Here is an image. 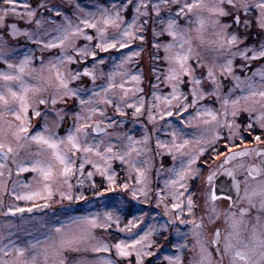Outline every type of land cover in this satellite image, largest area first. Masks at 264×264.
Returning a JSON list of instances; mask_svg holds the SVG:
<instances>
[{
    "label": "snow or ice",
    "instance_id": "6c2138e0",
    "mask_svg": "<svg viewBox=\"0 0 264 264\" xmlns=\"http://www.w3.org/2000/svg\"><path fill=\"white\" fill-rule=\"evenodd\" d=\"M48 5L49 0H35V6L31 0H0V59L12 70L0 72V193L6 192L17 201H47L53 198L55 188L61 200L87 202L83 192L74 193L71 181L75 178L83 188L85 165L90 164L102 177L97 185L95 173H87L95 196L102 194L95 191L97 187L106 192L118 188L129 199L121 196L103 211L69 217L66 223L58 220L42 239L33 238L25 244L12 239L4 243L5 237L0 236V264H119V260L104 256L91 261L69 257V253H110L112 249L118 258L135 255V264H144L143 257L156 255L151 251L157 244L154 235L171 242L169 229L177 240L171 242L175 253L163 257L168 264H183V252L187 249L193 253L189 264H264V148L248 147L245 137L247 133L257 144H264V136L254 134L257 127L264 130V71L257 69L243 80L234 71L237 57L249 63L264 59V40L258 47L245 46L249 36L253 39L264 36V0H114L110 8L97 5L95 12L84 15L78 14L84 9L77 0L73 14L78 22L58 5ZM129 9L130 19L125 15ZM53 12L54 17L45 14ZM61 18L62 22L57 23ZM18 20L24 21L23 30L18 27ZM33 24L35 30H31ZM253 28L257 30L254 35ZM84 29H94L96 36L88 35ZM109 29L113 31L109 33ZM52 32L55 35L50 39L42 38ZM145 33H150L151 48L155 49L150 51L149 58L167 65L162 82L170 87L167 94L161 95L156 91L159 84H152L155 103L150 100L147 104V120L154 124L159 118L165 129H171V140L157 138L155 150L150 147L146 129L143 137L136 139L117 130L124 126L123 119L106 114V108L113 105L119 117L127 115L121 105L134 109L133 118L142 114L145 98L140 96L128 103L129 89L124 83L115 82L117 74L123 81L128 73L110 71L104 84L96 83L97 65L105 64V58L97 50L107 53L110 49H129L136 40L147 43ZM19 35L43 49H59V53L48 59L26 53L18 64L10 63L7 57L14 50L5 46L7 37ZM79 37L89 44L78 45ZM165 37L170 39H162ZM142 51L137 48L120 54L118 63L113 57L114 67L122 70ZM205 52L212 54L210 60L205 59ZM258 73L260 82L254 79ZM152 74L161 81V73L155 66ZM229 76L234 85L222 93V80ZM83 77L90 78L91 87L81 84ZM130 78L141 80L140 75ZM49 89L50 95H43ZM236 89H240L239 93H235ZM132 91L143 89L136 87ZM213 97L220 104L219 109L200 103ZM76 107L79 111H74ZM50 112L54 113L51 119ZM69 112L73 113L71 124H67ZM6 116H12L16 123L5 120ZM37 117H43L42 125L33 122ZM165 117L176 119L174 122ZM65 124L67 130L61 135L58 130ZM33 144L37 146L35 152L30 150ZM240 144L246 146L240 148ZM165 153L173 161L165 169L169 177L164 180L163 189L153 190L152 162L155 157L161 158L156 169L159 177ZM253 156L258 162L246 164L245 159ZM9 161L17 177L27 171L37 175L30 183L13 180L9 189L5 179L6 171L8 178L12 176ZM114 161L126 166L120 177L112 167ZM19 187L28 190L17 191ZM153 198L157 207L163 204V215L170 217L159 227L148 224L142 234H132L114 244L96 235V229L107 231L113 224L118 231L131 233L149 214L135 208L133 202L150 203ZM222 201L227 202L223 208L218 203ZM32 207L40 205L33 203ZM43 207L49 205L45 203ZM197 209L202 212L199 220L183 218L194 216ZM129 210L142 214L132 215L121 228V218ZM7 211L16 213L25 209L9 206ZM205 217L211 225L222 218L223 231L214 227L209 238L202 231ZM179 225L188 227V232H181ZM189 235L191 245L187 242Z\"/></svg>",
    "mask_w": 264,
    "mask_h": 264
},
{
    "label": "rangeland",
    "instance_id": "374dc122",
    "mask_svg": "<svg viewBox=\"0 0 264 264\" xmlns=\"http://www.w3.org/2000/svg\"><path fill=\"white\" fill-rule=\"evenodd\" d=\"M33 3V6H35V0H31ZM77 0H49V5L56 4L62 9L66 11V13L72 18L74 22H78L76 20V15L73 14L75 9V4ZM81 7L84 9V12H79V15H84L86 12H95L97 5L103 6V7H111L114 0H78ZM191 2V0H189ZM47 15L55 16V13H45ZM99 13H97L98 15ZM126 18H131V10L129 9L126 12ZM61 19H57V23H61ZM18 27H20L22 30L26 27L24 24V21L18 20L16 21ZM54 27V26H53ZM83 27V25H81ZM31 30H35V25L33 24L31 26ZM44 31V30H42ZM84 31L88 35H92L93 37L96 36V32L94 29H84ZM113 30L109 29V33H111ZM256 29L253 28L252 32L253 35L256 33ZM244 30L241 29V33H243ZM55 33L52 32L49 36L42 37L43 39L47 40L50 39L51 36H54ZM147 37V43L142 44L139 40H136L133 42L132 45H130L129 49H119L113 50L110 49L107 53H101L99 50H97L98 55L102 58H105V64L104 65H97V84H104L107 79V74L110 71H114L117 73H120L121 71L128 73L123 79L121 80V76L119 74L115 77V82L117 84L124 83V87L129 89L128 94V103H133L134 101L138 100L140 96H143L145 98V108L142 110V114L136 118L132 117V112L134 109H129L124 107V111L127 113L126 117H119L118 113L116 112L115 105L111 107L106 108V114L113 118H119L123 119L125 121V124L122 128L117 129L118 131H126L130 135H132L136 139H141L143 135L145 134V129L147 130V134L150 137V147L155 150L156 147V139L159 138L160 140H171V129H165L163 127L164 121L159 120L157 118V121L153 124L150 123L147 120V104L151 100L153 103H155L154 98L152 97V84H159V87L156 89L158 94L165 95L167 92L170 91V87L163 83V71L167 67L166 64L162 63V61H154L150 60L149 54L150 51L155 52V49L151 48V36L150 33H145ZM162 39H170V38H162ZM261 40H264V36L253 39L252 36H249L247 41L245 42V46H259ZM76 43L80 46H84L89 44L87 40H85L83 37H79L76 40ZM8 49L14 50L13 52H10L9 56L7 57L8 62L13 64H18L20 59L23 58V56L27 53L30 55H34L37 58L43 56L45 59L51 58L52 56H55L59 53V49H43L42 45H37L34 43H31L28 41V39L23 36L19 35L15 38L7 37V43L5 45ZM92 47H94V41L91 44ZM137 48H142L143 51L140 53L139 57H133L131 62L124 65L123 69H117L114 67V63L112 58H116V62H119V56L120 54H126L130 50H136ZM211 53L205 52L204 56L206 60L211 59ZM251 55V53H249ZM160 56L163 57V51L161 50ZM89 60H91V57H89ZM242 64H249L247 68H241L240 66ZM34 66H38V62H34ZM155 66L159 73H161V81L158 82L155 79V76L152 74V68ZM72 67H75L73 65ZM88 67H91V63L88 64ZM257 69L264 71V59L259 60H252L250 63L247 61L241 60L239 57H237L234 60V71L237 75L240 76V78L243 80L244 77L252 76V73L256 71ZM4 71H12L8 69L7 64L4 62V60L0 59V72ZM103 72V76L100 75V73ZM133 75H140L141 80L134 81L130 77ZM254 79L257 82L261 81V75L258 73ZM26 80L30 81V78L26 77ZM81 84H86L88 87H91V80L90 78L83 77L81 80ZM223 87L221 89L222 93H226L229 88H232L234 85V81L232 80V77L229 76L226 80H222ZM73 86H76L75 84ZM136 87H139L143 89L141 92H133L132 90ZM240 89H236L235 93H239ZM117 92H119V89H117ZM51 90L49 89L48 92L43 93V95H50ZM111 95V93H109ZM29 96H32V93H29ZM201 104H210L211 107L219 109L220 104L218 102H215V97L211 99V101L208 100V98H205V100L200 101ZM71 106V102H70ZM41 109L44 106H39ZM49 110L52 109V105H48ZM74 111H79V108L76 107ZM54 116V113L50 112L49 119H51ZM99 118V117H97ZM173 120L175 122V117H165V120ZM5 120L12 122L13 124L16 123L14 118L12 116H6ZM73 120V113H68V120L67 124H71ZM39 122L41 125L44 122L43 117H37L34 119V123ZM238 122H240L238 120ZM243 122H247V114H244L243 116ZM67 124H65L61 129L58 131L61 135L64 134V132L67 130ZM6 126V125H5ZM154 128L156 131H154ZM259 128V127H257ZM260 129V128H259ZM189 131H192V129H189ZM247 133H245L246 135ZM254 134H260V133H254ZM239 142V141H237ZM223 144V140L220 141V145ZM30 150L32 152H35L37 150V146L35 144L31 145ZM25 153L22 151L21 156H23ZM168 157V158H167ZM92 159H96V157H92ZM161 164V158L155 157L154 161L152 162V166L150 169V178L152 181V188L155 190L156 187H159L163 189L164 187V180L168 179L169 173L165 171V169L172 166L173 161L171 155H168L167 153L163 156V169H161V175L159 177L156 176V169L160 167ZM9 167H12V176L11 178H8L7 171L5 172V179H8V188H12V181L19 179L20 181L24 183H30L33 181V177L36 176V173H33L31 171L23 172L19 174V177H17V173L15 170V167L12 166L11 161L8 162ZM77 163V168H78ZM113 169L116 171L118 177H120L123 172L122 170L126 168L125 165H122L119 161H114L112 163ZM88 171H93L95 173V169L92 168L90 164L85 165V170L82 179L84 180L83 188H81L78 184L75 178L72 179L71 183L74 186V193H80L83 192V194L87 197V202L84 200L81 201H67V200H61L60 196L58 194H55V188L54 196L53 198L45 201V200H36L34 202L31 201H17L14 196L9 195L8 193H0V200H2V204H0V236L5 237L4 243L7 242V239H12L14 241H18L21 244H25L27 241L33 239V238H43V234L46 233L50 226L56 223V221H63L67 222L69 217L84 215L89 212H96V211H103L105 206L111 207V205L119 199L121 196H123L125 199H129L126 193H122L118 188L113 192H106L103 191L102 188L97 187L95 189L96 192H101L102 194L100 196H95L94 191L91 188L92 181L87 178ZM77 175L79 173L77 172ZM93 179L97 183V185L101 184L102 177L99 175V173H95ZM135 180V175L133 174V181ZM123 182V180H121ZM198 183V182H197ZM104 187H107V182H104ZM28 189L19 187L17 188V191L23 192L27 191ZM35 203L37 205H40V207H32V204ZM47 203L49 207L45 208L43 205ZM135 205V208L142 209L144 213H149L145 220L141 221L140 224L136 225V227L132 228V232H120L117 230L116 225L113 224L111 229L104 230V229H96V235L100 236L101 238H106L107 242L109 244H114L119 239H127L132 234H142V231L144 228H147L148 224H154L157 227H159V224L164 222L162 212H164V206L161 204L159 207L156 206L155 198L151 200L150 203H144L139 204L136 202H133ZM9 206L13 207H21L24 208V212H16L12 216H7L5 213H7V209ZM28 208H32V210H38L39 212L30 213L27 211ZM198 210V209H197ZM196 210V211H197ZM185 211H187L185 209ZM195 211V213H196ZM194 213V214H195ZM142 213L135 212L132 210H129L126 214H124L121 218L120 227L124 228L125 225H127L128 220L132 218V215H140ZM180 227V226H179ZM181 232H188L185 228L180 227ZM11 234V235H9ZM175 242L177 240L176 235L174 234ZM189 241V240H188ZM187 241V242H188ZM180 243H184L183 240L179 241ZM175 251L170 252L171 254H174ZM185 251L183 252L184 257ZM109 257L113 260H119V264H129V261L131 264H135V255H133L130 258H118L115 254V249H112L110 253H92L90 251L88 252H82L79 254L75 253H69V257L76 258V259H86V260H94L97 257ZM182 257V258H183ZM168 264V263H167Z\"/></svg>",
    "mask_w": 264,
    "mask_h": 264
},
{
    "label": "flooded vegetation",
    "instance_id": "af4514ba",
    "mask_svg": "<svg viewBox=\"0 0 264 264\" xmlns=\"http://www.w3.org/2000/svg\"><path fill=\"white\" fill-rule=\"evenodd\" d=\"M262 136H264V135H262ZM245 137H246V143H247L248 147L264 148V144H257L253 140L252 136L246 134ZM237 143H239V142H237ZM220 146L222 147L223 144H221ZM245 146H246L245 144H240V148H243ZM234 150H239V149H234ZM257 162H258V158L255 157V156L245 159V163L246 164L257 163ZM238 179L242 180L243 176H238ZM242 193H243V185H241V194ZM233 196H235V194ZM218 203H220L221 208L225 207L226 204H227L226 201H222V202H218ZM34 212H39V211L33 209L30 213H34ZM13 214H15V213H8V212L5 213V215H7V216H12ZM201 215H202V212H201L200 209H198L196 211V213L194 214V216L185 215L183 218L185 220H192V219L199 220ZM162 216H163L164 221L170 219V217L164 216L163 212H162ZM176 223L179 224L178 221ZM204 223H205V228L202 231L208 233L209 238L211 236V231L214 230V227H220L222 231H223V229L225 227L222 218L219 221H216L215 225H211V224L208 223V220L205 217ZM179 226L182 227V228H185L188 231V227H185L184 225H179ZM168 232H172V236L170 237V240H171V242H175V238H174V234L175 233H174V231L172 229H169ZM168 232H165L166 236L168 235ZM153 239L157 242V244H159V247H157V244L153 245V247L151 248V251L153 253H155L156 255L143 257L144 264H167L168 262L166 260H164L163 257L165 255H170V252L175 251V249L172 248V243L168 242V241H165L164 237L157 236V235H154ZM188 240H189L188 241L189 245H191L192 244L191 235L188 236ZM192 255H193V253H192V251L190 249L185 250V254H184V257H183V264H189V260L192 257Z\"/></svg>",
    "mask_w": 264,
    "mask_h": 264
},
{
    "label": "trees",
    "instance_id": "16d2710c",
    "mask_svg": "<svg viewBox=\"0 0 264 264\" xmlns=\"http://www.w3.org/2000/svg\"><path fill=\"white\" fill-rule=\"evenodd\" d=\"M255 133H260L261 135H264V130H261L259 128L255 129Z\"/></svg>",
    "mask_w": 264,
    "mask_h": 264
},
{
    "label": "water",
    "instance_id": "95a60500",
    "mask_svg": "<svg viewBox=\"0 0 264 264\" xmlns=\"http://www.w3.org/2000/svg\"><path fill=\"white\" fill-rule=\"evenodd\" d=\"M237 151H238V150H237ZM225 180H227V178H225ZM227 186H230V182L228 183ZM234 194H235V192L233 191L232 195H234Z\"/></svg>",
    "mask_w": 264,
    "mask_h": 264
}]
</instances>
